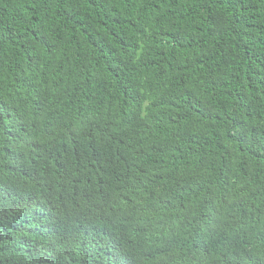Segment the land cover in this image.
Wrapping results in <instances>:
<instances>
[{
    "label": "trees",
    "instance_id": "1",
    "mask_svg": "<svg viewBox=\"0 0 264 264\" xmlns=\"http://www.w3.org/2000/svg\"><path fill=\"white\" fill-rule=\"evenodd\" d=\"M0 264H264V0H0Z\"/></svg>",
    "mask_w": 264,
    "mask_h": 264
}]
</instances>
